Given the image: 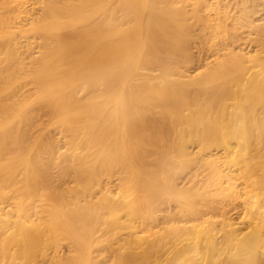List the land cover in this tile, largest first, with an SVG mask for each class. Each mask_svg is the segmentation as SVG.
Masks as SVG:
<instances>
[{"label": "rangeland", "instance_id": "1", "mask_svg": "<svg viewBox=\"0 0 264 264\" xmlns=\"http://www.w3.org/2000/svg\"><path fill=\"white\" fill-rule=\"evenodd\" d=\"M65 1L56 0V7ZM118 8L121 25L105 35L119 37L121 76L132 75L127 88L134 97L120 100L124 109L119 105L116 115H109L93 110L112 105L104 94L97 98L100 77L80 78L84 94L67 84L70 92L63 93L77 95L78 107H86L83 134L82 120L70 122L75 146L69 144L66 122L51 123L38 106L22 116L39 127L30 135L28 157L0 164V264H169L179 238L168 233L165 241L162 173L172 115L182 110L192 122L198 104L209 98L220 112L234 107L243 120L264 107V98L258 101L254 94L264 75L235 94L247 59L264 51V0H120ZM119 73L102 80L116 88ZM173 82L181 86L178 94L200 102L188 108L174 103ZM22 84L25 98L38 87L32 76ZM159 101L165 112L145 118L150 104ZM245 125L251 128L253 122ZM134 228L159 248L151 255L146 248L130 253L125 243Z\"/></svg>", "mask_w": 264, "mask_h": 264}, {"label": "bare ground", "instance_id": "2", "mask_svg": "<svg viewBox=\"0 0 264 264\" xmlns=\"http://www.w3.org/2000/svg\"><path fill=\"white\" fill-rule=\"evenodd\" d=\"M106 1L66 0L59 9L56 0H0V164L19 162L28 154L29 139L39 126L25 123L22 116L36 106L48 112L51 123L66 122L63 128L69 144L75 146L77 135L71 134L76 128L70 122L82 120L80 136L86 127V107H78L77 95L63 93L69 91L67 84L84 94L83 80L100 77L97 98L104 94L112 105H97L93 110L109 115H116L119 105L124 109L120 100L134 97L127 88L132 75L121 76L125 67L119 59V37L105 35L107 29L117 30L121 25L120 0ZM93 11L98 14L87 18ZM263 52L260 49L247 59L249 65L246 61L235 94L239 86L244 91L248 83L264 75ZM118 73L116 88L102 80ZM29 76L38 87L25 98L28 92L22 83ZM180 76L189 77L182 72ZM173 83L174 103L188 108L200 102L199 97L178 94L181 86ZM258 83L254 94L260 101L264 78ZM159 84L165 85V77ZM161 112H165L161 101L150 104L145 118ZM180 113L172 115L174 125L168 130L165 170L161 172L165 174V241L168 233L179 236L169 264H264V107L255 108L243 120L237 118L234 107L226 106L220 112L209 98L198 104L194 121L184 120V112ZM244 116L243 112L239 117ZM247 121L253 122L251 128L245 125ZM59 144L57 138L55 146ZM139 233L134 228L125 246L130 253L146 248L151 255L158 244H150Z\"/></svg>", "mask_w": 264, "mask_h": 264}]
</instances>
